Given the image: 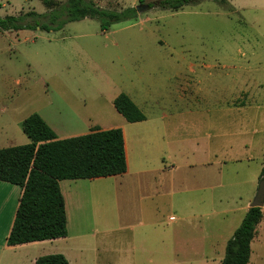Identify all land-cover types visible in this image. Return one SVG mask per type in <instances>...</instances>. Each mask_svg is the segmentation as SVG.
<instances>
[{"label": "rangeland", "instance_id": "1", "mask_svg": "<svg viewBox=\"0 0 264 264\" xmlns=\"http://www.w3.org/2000/svg\"><path fill=\"white\" fill-rule=\"evenodd\" d=\"M89 1L119 12L157 0ZM67 2L0 0V17L44 14ZM122 93L151 119L146 126L128 123L116 111L114 100ZM33 113L60 139L88 134L97 126L124 129L132 162L176 167L169 191L156 199L140 196L133 179L119 199L116 181H79L88 185L81 191L85 207L80 211L75 194L68 195L65 183L71 182L64 181L73 239L68 244L51 241L44 247L48 255L70 250L71 264H158L157 259L197 264L203 250L192 251L190 242L201 233L206 254L224 259V238L239 224L264 178V0H206L177 12L155 7L106 32L95 19L51 32H0V148L30 143L22 122ZM149 130L162 133L153 138L158 144L147 141V147L139 143L133 148L135 133ZM189 138L197 140L194 149L185 143ZM156 206L160 213L147 217ZM157 219L163 230H182L185 249H175L172 234L164 235L163 251L168 249L157 258L163 242L150 225ZM125 220L133 231L90 236L96 226L104 232ZM78 223L86 230L82 258L73 249L81 235ZM193 226L194 235L188 233ZM261 231L264 237V226ZM108 242L129 246V261L110 258ZM217 244L216 250L209 249Z\"/></svg>", "mask_w": 264, "mask_h": 264}, {"label": "trees", "instance_id": "2", "mask_svg": "<svg viewBox=\"0 0 264 264\" xmlns=\"http://www.w3.org/2000/svg\"><path fill=\"white\" fill-rule=\"evenodd\" d=\"M203 1L206 0H157L149 6L150 9L157 7L177 12ZM45 5L49 6V3L45 1ZM137 16L135 7L118 12L98 7L89 0H68L65 6L44 14L31 11L19 16L0 17V32L38 28L46 32L58 31L68 23L85 19L100 21L103 32H106L113 24ZM114 106L129 123L146 120L145 114L127 94H120L114 100ZM22 129L30 139L29 144L0 149V181L23 189L8 238L9 246L68 236L61 181L120 176L128 170L125 137L121 128L102 130L95 127L88 134L59 139L47 122L34 113L22 123ZM260 177H264V168ZM262 218V208L248 210L241 226L227 243L222 264H249L251 244ZM36 264L70 263L63 254H53L41 256Z\"/></svg>", "mask_w": 264, "mask_h": 264}, {"label": "crops", "instance_id": "3", "mask_svg": "<svg viewBox=\"0 0 264 264\" xmlns=\"http://www.w3.org/2000/svg\"><path fill=\"white\" fill-rule=\"evenodd\" d=\"M237 102L241 107L243 105H246L245 103L240 102L239 100ZM257 106H258L257 108L260 107V105H257ZM114 108H115V106H114ZM149 121H151V119L146 116L145 121L139 122V123H131V124H144V126H146ZM154 121H156V120H154ZM114 128H110V129H114ZM106 130H109V129H106ZM22 131H23V129H22ZM252 131H253V129H252ZM123 133H124V137H125L126 155H127V163H128L127 172L123 175H120V176H113V177H107V178H97V179H92L89 181L93 182V183L95 181L101 182L99 180H103V179L104 180L107 179L110 181H116V185L113 186V189L116 190L115 194L118 196V199H119V194L121 192L129 191V187L127 188V191H126V183H127V180H130V179H133L131 184L135 185V189H137L140 192L139 193L140 196L146 197V198H153V199H156L158 197H163L164 190L169 191V189H170V186L172 184V180L170 178H171L172 174L174 173V171L176 170V167L172 166V165L167 166L166 164L164 165L163 163L158 165V163H147V162H143V161L132 162L130 159V152L132 150V147L129 144V139H128V136H127L126 132L124 131V129H123ZM253 134L258 135L259 130H256V132ZM161 135H162V133L157 132V131L155 132L152 130L137 132L134 135L135 136L134 143L136 146H134L133 148H137L139 143L142 145L143 148L147 147V145H148L147 141L151 146L155 147L158 143L156 141H154L153 138H156V137L160 138ZM65 139H67V138H65ZM196 141L197 140H194V138H191V139L189 138L185 141V143L187 144V146L189 148L194 149L196 146L195 145ZM253 146H254V144H253ZM0 149H2V148H0ZM166 180L169 182V185H167V186L164 183ZM64 181H70L71 182V183H65V185H66V188L68 191V195L73 197L72 194H75V196H76V200H77L76 209H77V211L83 210V208L85 207L84 206L85 195L82 192L84 190H86L88 185L85 186L82 183H78L79 181H82V180H64ZM64 181L60 182V187H61L62 194L65 198V204H66L67 219H68V236L66 238H61V239L51 240V241L62 242V243L68 244V242H70L73 238L71 236L69 200H68V196H66L64 189H63V186H62ZM93 183H90V185ZM255 193L257 194V191ZM22 194H23V189L21 187H19L17 185H13V184L8 183V182L0 181V264H36V261L38 258H40L41 256L48 255L46 250L44 249V247L49 245V244H54V243H50L51 241L49 240V241H42V242H33V243L23 244V245H18V246H9L8 245V238L11 234V231H12V228H13V225L15 222V218H16L17 211H18V208L20 205V199H21ZM256 194H254V195L256 196ZM254 195H253V197H255ZM252 200H254V199H249V201L246 205L245 215L240 220L239 224L234 226L231 229V231L229 232L228 238H224L223 243L225 245V251H226V246H227L228 241L233 237L236 230L241 226L248 210L250 209V205L252 203ZM93 209H95V206L93 207ZM160 209H161V206H156L155 211H154L155 213L148 211L147 217L152 218V217L156 216L157 213H160ZM262 209H263V218H262V221L257 228V234H256V236H255V238L251 244V258H250L249 264H262L261 262L264 261V246L262 247V244L264 245V237L261 234V232H262L261 229L264 226V207ZM130 211H131V209H129V208L127 210L124 209L125 216L127 215V217H128L130 214ZM96 212H98V208L95 210L94 213H96ZM225 213H227V212H225ZM143 215L144 214L140 215L141 216L140 218H142ZM170 219H171L170 221H176L174 219V217H170ZM139 225L141 227L150 228V227H148V224H146L145 222H140ZM150 225L154 227V229L152 228V233H154L153 235L158 236L157 238L163 242V244L159 248L162 250V253L158 254L157 258L162 259V257L164 255H166L165 251L168 249V247H167L163 251L164 247L166 246L165 241H164V235L167 236V235L172 234L173 239L175 241V243H174L175 249H179V250L185 249V247L182 246V244L184 243V239L181 238V236H180L182 233V230L180 228H177L176 230H172V231L164 229L165 230L164 231L162 228V222H159L158 219L155 220V222L154 221L150 222ZM99 226H96L95 228L92 229V231L90 232V236H95V235L99 236V235H103V234H105V235L108 234V235L113 236L114 233L120 232L122 230L133 231V230H131L132 227L128 225V221H126V220L124 221L123 224H120L117 228H111V229L108 228L104 232L102 231V229ZM76 231L78 233H80L81 235L79 237L78 236L76 237V239H75L76 243H74L73 249H74V252L76 253V256L79 258H82L86 252V247H85V243H84V241H85L84 235L86 233V230H84L82 228L81 223H78ZM195 232H196V230H195L194 226H193L191 231L188 230V233H191L192 235H194ZM205 237H206L205 234L201 235V233H200L198 235V237L193 236L191 238L192 243L190 242V244H191L192 251L203 250L200 252V254H198V255H200L199 256L200 259L198 261H196V263L197 264H213V263L222 264V262L224 260L222 255H220L219 258H217L218 255L216 253L212 256H209L206 254ZM257 245H258V247H256ZM212 248L214 250H216L218 248V244L214 245V246H210L209 249H212ZM107 250L110 253V256H109L110 258H114V259L119 258L122 262L129 261V258L126 257V253H129V251H130L129 246L126 250V248H121L120 243L108 242ZM61 253L69 260V263L71 264V256H70L71 252H70V250H66V251H63ZM153 262H154V259H150V263H153ZM156 263L163 264V261L162 260L159 261L157 259Z\"/></svg>", "mask_w": 264, "mask_h": 264}, {"label": "water", "instance_id": "4", "mask_svg": "<svg viewBox=\"0 0 264 264\" xmlns=\"http://www.w3.org/2000/svg\"><path fill=\"white\" fill-rule=\"evenodd\" d=\"M149 5H139L136 7L138 13H141L142 10H149ZM264 207V178L260 181L257 194L250 205V208H263Z\"/></svg>", "mask_w": 264, "mask_h": 264}]
</instances>
